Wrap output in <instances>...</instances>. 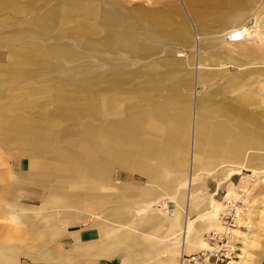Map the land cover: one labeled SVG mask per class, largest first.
I'll use <instances>...</instances> for the list:
<instances>
[{"label": "crops", "instance_id": "1", "mask_svg": "<svg viewBox=\"0 0 264 264\" xmlns=\"http://www.w3.org/2000/svg\"><path fill=\"white\" fill-rule=\"evenodd\" d=\"M243 1L249 3V9L238 5ZM259 2L186 0L195 23L178 32L174 29L177 23L173 14L161 11L163 14L157 15L158 9L144 16L135 15L129 20L130 24L122 18L124 25L114 26L115 48L107 49L114 60H102L104 71L101 73L96 72L95 62L109 53L103 51L104 47L89 50L88 63L84 60L86 97L81 118L96 116L98 99L106 109L124 97L146 102L143 97L148 93L159 96L176 80H183L185 85H176L173 91L185 94V89L190 90L191 76L194 78V72L188 67L207 64L205 56L200 54L205 52L203 43L198 42L201 38H217L212 40L215 48H219L216 59L237 64L243 63L242 57L260 59L261 55L250 49L252 44L225 41L222 49L220 41L222 33L248 21L264 4V0ZM173 12L175 14L176 10ZM141 18L144 24L139 22ZM178 38L182 39V45H187L193 60H188L189 55L185 60L170 56L159 58L158 53L166 55L169 51L166 44ZM216 59L208 60V65L216 64ZM255 74L262 76L258 68ZM245 75L201 71L195 80L196 84H202L220 76L224 78L223 87L228 90L230 83ZM200 95L199 92L191 102L184 99L177 102L179 112L169 113L171 104L162 101L145 105L135 113H124L123 118L105 117L103 124H85L80 152L68 146L53 148L57 137L44 132L41 123L37 125L39 117L35 115L0 116V138L32 153L26 155L25 180L17 177L15 180L25 185L31 182L34 189L37 185L46 189L40 205L22 202L37 206L21 208L17 203L21 196L19 189L13 188V201L8 202V190L0 186L3 190L0 213L7 221L26 222L24 228L29 230L4 225L2 237L14 241L7 249L0 250V264H18L20 255L38 264H165V258L175 250L190 255L206 246L201 237L202 226L197 225L190 234L189 244L181 245L183 224H189L198 216L200 222H206L217 203L212 196L207 198V203H198L196 191L200 185L185 186L186 173L190 171L189 175L198 176L204 186L206 177H217L230 167H258L251 165L247 150L260 151L264 143L259 130L251 125L252 113L232 104H200ZM25 100L22 97L11 100L7 96L0 111L22 112L26 109ZM42 150H47L42 153L46 158H42ZM113 167L118 168L112 177ZM117 174L120 178L114 179ZM141 179L145 180L144 185ZM96 196L106 198L96 200ZM161 199L174 203L171 215H166L164 210L158 215L151 209ZM211 199L214 205L210 214L201 216L212 206ZM65 213L75 217L66 220V225L58 221V216ZM216 224L210 223L213 227Z\"/></svg>", "mask_w": 264, "mask_h": 264}, {"label": "rangeland", "instance_id": "2", "mask_svg": "<svg viewBox=\"0 0 264 264\" xmlns=\"http://www.w3.org/2000/svg\"><path fill=\"white\" fill-rule=\"evenodd\" d=\"M238 5H244V10L249 9L247 1ZM155 9L173 14L177 23L174 29L177 32L182 28L189 29L193 25L194 20L189 15L186 0H0V107L7 96L11 100L22 97L26 99L27 104L22 112L7 113L3 110L0 111V116L22 117L24 113L35 115L36 118L39 117L36 119L37 125L41 123L44 132H51L57 137L58 142L53 143V148L68 146L80 152L82 127L85 124L97 125L101 122L103 124L105 117L110 120L123 118L124 113H135L145 105L152 106L162 101L171 104L169 113L179 112L177 102L182 99L191 102L200 92L201 95L198 96L200 104H232L245 110L244 112L252 113L251 125H255L254 129L259 130L263 144L264 73L257 77L255 70L258 68L264 72V33L255 35L254 40L244 41L245 44H252L250 49L261 55V58L253 60L242 57V64L216 59L219 48H215L212 40L217 38H201L198 42L203 43L202 48L205 52L200 54L205 56L207 64H198L196 68L195 65L188 67V70L194 72V78L191 76L190 90L185 89V94L173 91L176 85H185L183 80H176L159 96L148 93L143 97L146 102L131 101L124 97L121 102L106 109L98 99L96 116L93 119L81 118L83 100L86 97L83 86L84 60L86 59L88 63V51L104 47L105 50H102L109 52L108 47L115 48V24L123 26L125 21L126 24H130L129 20L135 15L144 16ZM260 9H264V4ZM122 18L125 19L124 22ZM139 22L145 23L143 18ZM185 35L189 37L187 33ZM225 41L221 42L222 49L225 47ZM181 43H183L181 38L171 40L166 44L169 51L166 55L165 52L158 53L159 58L170 56L185 60L189 55L188 60H193L187 45ZM229 45L230 43L226 46ZM178 53L184 56L178 57ZM112 57V53H104L101 61L95 62L98 66L96 72H103L102 60L112 61L114 60ZM215 59L216 64L208 65V60ZM8 67L11 69L8 70ZM201 71H216L235 76H241L243 73L247 75L230 83L226 90L223 87L224 78L220 76H216L211 82L196 84L195 79ZM123 87L127 88L126 85ZM95 89L97 87L93 91ZM191 152L190 149L189 163L192 161ZM42 153H47V150H42ZM247 153L251 155V165H257V168L264 170V146L260 151L249 149ZM26 155L32 153L21 149L12 141L6 143L0 138V186L8 190L7 201H13L12 191H15L13 188H18L21 196L17 198V203L21 208H33L37 205L23 203H41L46 189L39 185L34 189L35 185H31V182L26 186L24 182L15 180L16 177L25 180L24 171L28 165ZM41 156L46 158L43 154ZM117 168H112V177ZM189 173L190 171L185 176V186L200 185L196 191L197 202L205 204L209 196L217 201L209 221L196 222L199 228L200 226L204 228L201 237L206 246L195 252L215 253L217 264H264V172L254 173L251 170L240 169V173L229 177L224 172L217 177H206L203 181L204 186H201L202 182L198 176H191ZM124 175L123 173L122 176ZM118 178H120L118 174L114 176V179ZM141 182L144 185L145 180L141 179ZM2 192L0 189L1 194ZM100 197L106 198L96 196V200ZM166 206L165 214L171 215L175 208L174 203L168 202ZM156 208L159 206L151 207L153 210ZM22 213L25 215V211ZM70 219L75 217L66 213L58 216L59 223L64 225L65 221ZM212 221L220 223L223 229L211 226ZM4 225L24 228L27 223L7 221L0 213V250L7 249L14 241L2 237L1 230ZM25 257L27 256L20 255L17 258L18 264H38L27 261ZM213 258L210 257L211 260Z\"/></svg>", "mask_w": 264, "mask_h": 264}, {"label": "bare ground", "instance_id": "3", "mask_svg": "<svg viewBox=\"0 0 264 264\" xmlns=\"http://www.w3.org/2000/svg\"><path fill=\"white\" fill-rule=\"evenodd\" d=\"M223 4V3H222ZM86 10V9H85ZM90 14V13H89ZM157 15H162L163 13L161 11H159L158 13H155ZM169 17V15H168ZM170 18V17H169ZM87 28V27H86ZM85 28V29H86ZM148 30V29H147ZM264 33V9H259L258 11H256L251 17L248 18V21L244 22L243 24H241L238 27H234L228 31H225L224 33H222L221 39L220 41H249V40H254L253 37L257 34H263ZM55 36V35H54ZM225 36V37H223ZM261 36V35H260ZM53 38V37H52ZM57 38V37H56ZM161 42V41H160ZM220 46V45H219ZM218 46V47H219ZM92 51V50H91ZM180 56H184V54H179L178 57ZM188 58V55H187ZM11 68L8 67V70H10ZM260 73H264L261 69H259ZM57 74V73H56ZM261 74V75H262ZM3 75V74H2ZM240 169H244V170H251L254 173H261L264 172V170H260V168H257L255 166H249V165H241V166H237V167H230L226 170V175L232 176L234 174L240 173ZM17 193V192H16ZM18 195V194H17ZM19 197V196H18ZM209 198V197H208ZM167 201L164 199H161L160 201H157V203L154 205L155 206H159V208L155 209L156 214L158 213H162V208L163 210H165V208H167ZM210 205H212L209 209V211H206L205 213H203L201 216H207L210 214L213 205H214V200L211 199V203ZM161 208V209H160ZM122 210V209H121ZM112 211V210H111ZM110 211V212H111ZM113 212V211H112ZM121 212V211H120ZM119 212V213H120ZM104 214V213H103ZM76 215V214H75ZM86 215V214H85ZM106 215V214H105ZM160 215V214H158ZM185 215V214H184ZM107 216V215H106ZM104 217V216H103ZM201 217H196V219L194 221H189V224H183L182 226V234L184 237V240H182L181 245L184 244L185 247L189 244V237L190 234L192 233L193 228L196 226V222H200ZM216 228H220L221 230L223 229L222 225L220 223L216 224ZM203 230V229H202ZM201 230V231H202ZM182 236V235H181ZM199 237V236H198ZM181 251V250H180ZM182 253L178 252V251H174V253L169 257V258H165L164 263L165 264H178V260L181 259ZM166 257V256H165ZM180 262V261H179ZM180 264V263H179ZM230 264V263H229Z\"/></svg>", "mask_w": 264, "mask_h": 264}, {"label": "built area", "instance_id": "4", "mask_svg": "<svg viewBox=\"0 0 264 264\" xmlns=\"http://www.w3.org/2000/svg\"><path fill=\"white\" fill-rule=\"evenodd\" d=\"M216 254L211 251H199L190 255H182L180 264H217ZM210 257H214L212 260Z\"/></svg>", "mask_w": 264, "mask_h": 264}]
</instances>
